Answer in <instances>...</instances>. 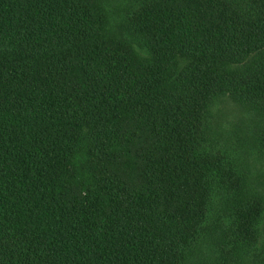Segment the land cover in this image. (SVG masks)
Masks as SVG:
<instances>
[{"label": "trees", "instance_id": "trees-1", "mask_svg": "<svg viewBox=\"0 0 264 264\" xmlns=\"http://www.w3.org/2000/svg\"><path fill=\"white\" fill-rule=\"evenodd\" d=\"M138 6L144 53L85 0H0V264H183L204 230L227 178L203 113L223 93L264 110V0ZM259 210L234 211L239 255Z\"/></svg>", "mask_w": 264, "mask_h": 264}, {"label": "rangeland", "instance_id": "rangeland-1", "mask_svg": "<svg viewBox=\"0 0 264 264\" xmlns=\"http://www.w3.org/2000/svg\"><path fill=\"white\" fill-rule=\"evenodd\" d=\"M85 1L107 15V38L126 41L138 53H144L126 30L127 17L143 0ZM235 3L248 4L249 0H235ZM262 56L257 54L233 67L246 69ZM203 115L199 152L221 159L220 171L227 180L226 186H222L219 177L213 174L216 184L208 201L204 230L186 250L183 264H264V110L250 101H238L223 93L212 98ZM254 202L260 206L252 226L254 238L239 255L234 245V211Z\"/></svg>", "mask_w": 264, "mask_h": 264}]
</instances>
